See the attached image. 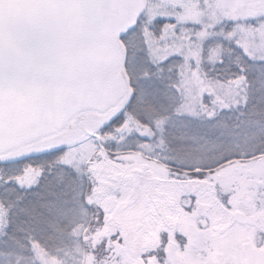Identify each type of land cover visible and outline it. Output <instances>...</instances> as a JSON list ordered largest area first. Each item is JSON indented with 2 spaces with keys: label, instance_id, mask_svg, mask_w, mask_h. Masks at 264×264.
Listing matches in <instances>:
<instances>
[{
  "label": "snow or ice",
  "instance_id": "6c2138e0",
  "mask_svg": "<svg viewBox=\"0 0 264 264\" xmlns=\"http://www.w3.org/2000/svg\"><path fill=\"white\" fill-rule=\"evenodd\" d=\"M26 80L79 139L13 123ZM54 252L264 264V0H0V264Z\"/></svg>",
  "mask_w": 264,
  "mask_h": 264
},
{
  "label": "water",
  "instance_id": "95a60500",
  "mask_svg": "<svg viewBox=\"0 0 264 264\" xmlns=\"http://www.w3.org/2000/svg\"><path fill=\"white\" fill-rule=\"evenodd\" d=\"M33 71L38 69L34 68ZM18 87L26 90L28 94L21 95ZM4 97L13 123L17 127L60 118L55 98L46 84L26 80L19 86L9 85L5 88Z\"/></svg>",
  "mask_w": 264,
  "mask_h": 264
},
{
  "label": "rangeland",
  "instance_id": "374dc122",
  "mask_svg": "<svg viewBox=\"0 0 264 264\" xmlns=\"http://www.w3.org/2000/svg\"><path fill=\"white\" fill-rule=\"evenodd\" d=\"M55 126H57V123L52 121V122L45 124V126H42V127L46 128V127H55ZM55 128H58L59 135L68 141H74L76 139H79L82 134L80 131L81 125H76V126L68 127V128H62L60 126H57ZM71 251L72 250H70L68 253H65V255L70 254ZM43 258L46 261V264H63V258L60 257V253L58 252H54L51 257L45 256Z\"/></svg>",
  "mask_w": 264,
  "mask_h": 264
},
{
  "label": "flooded vegetation",
  "instance_id": "af4514ba",
  "mask_svg": "<svg viewBox=\"0 0 264 264\" xmlns=\"http://www.w3.org/2000/svg\"><path fill=\"white\" fill-rule=\"evenodd\" d=\"M59 263V262H58Z\"/></svg>",
  "mask_w": 264,
  "mask_h": 264
}]
</instances>
